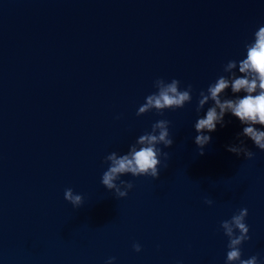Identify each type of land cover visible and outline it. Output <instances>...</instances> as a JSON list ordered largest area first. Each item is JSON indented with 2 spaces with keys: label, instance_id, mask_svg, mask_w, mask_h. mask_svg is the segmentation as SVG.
<instances>
[{
  "label": "water",
  "instance_id": "1",
  "mask_svg": "<svg viewBox=\"0 0 264 264\" xmlns=\"http://www.w3.org/2000/svg\"><path fill=\"white\" fill-rule=\"evenodd\" d=\"M261 25L264 0H0V264H225L220 223L245 207L243 258L264 264V152L227 151L243 130L230 113L205 155L194 143L212 106L196 112L199 92ZM158 78L192 85V102L137 116ZM161 119L175 143L160 179L125 175L135 187L116 198L106 156Z\"/></svg>",
  "mask_w": 264,
  "mask_h": 264
},
{
  "label": "clouds",
  "instance_id": "2",
  "mask_svg": "<svg viewBox=\"0 0 264 264\" xmlns=\"http://www.w3.org/2000/svg\"><path fill=\"white\" fill-rule=\"evenodd\" d=\"M244 47L246 57L238 61L229 60L223 68L226 75L219 76L206 91L199 92L196 106L198 114L205 105L212 103L206 114L198 116L194 124L197 133L194 143L200 156L205 155V148L212 141L210 134L217 131L218 125L225 126V116L229 113L239 119L243 130L237 134L239 143L228 145L227 151L247 160L255 159L256 154L247 147L246 138L253 142L255 148L264 152V25L254 32L253 40L245 43ZM154 87L157 91L145 97V102L137 110V116L152 111L162 115L165 110L182 109L192 102V85L189 84L182 90L178 79L166 81L158 78L154 81ZM229 89L235 98L226 96ZM169 129L170 121L158 120L152 124L151 131L138 137L127 154L121 155L113 151L107 155L105 163L108 167L101 176L102 186L109 192H114L116 198L122 199L127 198L135 187L132 181L122 179L123 176L130 174L135 178L147 176L159 180L162 158L165 162L171 159L170 153L163 151L160 146L170 149L175 143ZM163 167L167 168L168 164L165 163ZM64 198L74 209L81 208L85 203L84 197L72 188L65 189ZM204 203L211 207L214 200L206 198ZM248 216V209L240 208L230 219L220 223V228L228 238L225 264H260L258 256L243 258L242 247L250 240V229L246 223ZM133 250L140 253L142 247L139 243H134ZM115 261V257H109L105 264H115Z\"/></svg>",
  "mask_w": 264,
  "mask_h": 264
}]
</instances>
